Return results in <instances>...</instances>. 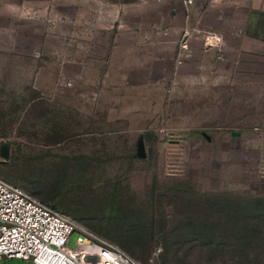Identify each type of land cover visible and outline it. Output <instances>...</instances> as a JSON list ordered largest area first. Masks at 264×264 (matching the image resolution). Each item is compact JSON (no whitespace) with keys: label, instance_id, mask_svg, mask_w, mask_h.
Listing matches in <instances>:
<instances>
[{"label":"rangeland","instance_id":"rangeland-1","mask_svg":"<svg viewBox=\"0 0 264 264\" xmlns=\"http://www.w3.org/2000/svg\"><path fill=\"white\" fill-rule=\"evenodd\" d=\"M189 8L0 0V147L9 144L0 176L66 212L77 207L139 264H264V84L239 96L233 78L213 94L189 80L179 69L195 57L189 34L204 48L209 31L196 30ZM118 40L153 64L146 77L116 60ZM124 79L138 85L114 83ZM242 96L256 103L244 115ZM84 161L94 175L78 176L74 192L65 165Z\"/></svg>","mask_w":264,"mask_h":264},{"label":"crops","instance_id":"crops-1","mask_svg":"<svg viewBox=\"0 0 264 264\" xmlns=\"http://www.w3.org/2000/svg\"><path fill=\"white\" fill-rule=\"evenodd\" d=\"M189 19L197 27V31L209 30L208 32L220 35L224 39L221 49L200 48L201 34L197 32L189 34L195 57H192L187 66L179 68L180 70L183 68L182 71L187 69L189 80L195 84L198 79L203 80L205 84L208 83L209 88L206 89V94H213L216 89L214 86L218 81L223 79L227 81L232 78L236 79L240 85L236 90L239 96L258 93L257 89L264 84V0H196L189 8ZM207 36L208 33L204 34L205 42ZM117 46L119 50H115V53L120 56V59L116 57V60L120 61L131 75L145 74L146 77V73L151 70L150 66L153 64L149 61H140L139 57L132 55L134 52L131 40H118ZM220 53L223 54L224 59L218 58ZM130 80H117L114 83L123 87L138 85V82ZM249 103L248 101L246 103L242 96L236 100L235 105L244 115L245 111L251 107L255 109L256 103L251 105ZM65 166L71 170V176L74 179L71 183L72 188L78 183L79 180L76 179L78 176H82L80 178L83 179L85 175H94L92 168H89L92 164L86 161ZM76 190L77 188H73L72 191L76 192ZM90 193L92 195L91 188ZM113 198L115 199V196ZM114 199L110 201V206L105 204L109 206L108 212L111 216L114 215V208L117 205ZM73 207H69L68 212L64 209L60 210L77 221L83 222L84 218L79 216L77 207Z\"/></svg>","mask_w":264,"mask_h":264},{"label":"built area","instance_id":"built-area-1","mask_svg":"<svg viewBox=\"0 0 264 264\" xmlns=\"http://www.w3.org/2000/svg\"><path fill=\"white\" fill-rule=\"evenodd\" d=\"M181 1L186 7L196 2ZM205 44L220 47L222 37L208 32ZM182 48V56L191 54L187 43ZM5 258L34 264H139L115 242L0 176V263Z\"/></svg>","mask_w":264,"mask_h":264},{"label":"water","instance_id":"water-1","mask_svg":"<svg viewBox=\"0 0 264 264\" xmlns=\"http://www.w3.org/2000/svg\"><path fill=\"white\" fill-rule=\"evenodd\" d=\"M143 138H140L139 143H138V148H137V155L139 157H144L145 156V151H144V143H143ZM9 144L8 143H3L0 147V154L8 158L9 152H8Z\"/></svg>","mask_w":264,"mask_h":264},{"label":"trees","instance_id":"trees-1","mask_svg":"<svg viewBox=\"0 0 264 264\" xmlns=\"http://www.w3.org/2000/svg\"><path fill=\"white\" fill-rule=\"evenodd\" d=\"M52 202L54 203L55 201L54 200H52ZM46 203H49V202H46ZM50 204V203H49ZM52 205V204H51ZM54 206V205H53ZM55 208H57L56 206H54ZM57 209H59V208H57ZM60 210V209H59Z\"/></svg>","mask_w":264,"mask_h":264}]
</instances>
